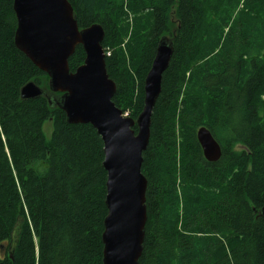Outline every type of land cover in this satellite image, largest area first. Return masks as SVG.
Wrapping results in <instances>:
<instances>
[{"label": "trees", "instance_id": "trees-1", "mask_svg": "<svg viewBox=\"0 0 264 264\" xmlns=\"http://www.w3.org/2000/svg\"><path fill=\"white\" fill-rule=\"evenodd\" d=\"M68 1L80 30L102 27L113 103L134 121L157 44L173 42L142 154L139 264H264V0ZM16 29L0 0V264H103L101 136L49 104L59 94L16 49ZM84 58L76 47L69 72ZM27 83L44 96L21 100ZM200 127L220 144L217 162Z\"/></svg>", "mask_w": 264, "mask_h": 264}, {"label": "water", "instance_id": "water-1", "mask_svg": "<svg viewBox=\"0 0 264 264\" xmlns=\"http://www.w3.org/2000/svg\"><path fill=\"white\" fill-rule=\"evenodd\" d=\"M16 16L14 44L19 52L48 76V98L66 115V122L90 124L101 136L106 175L102 233L103 264H139L147 219V182L141 172L147 150L153 108L162 76L173 53L172 39L162 37L144 80L142 112L135 121L123 116L113 103L114 82L106 74L102 49L104 31L99 24L81 28L68 0H11ZM80 46L83 65L69 72L68 60ZM44 92L34 83L21 88V100H34ZM137 127L136 133L133 128ZM197 143L208 163L221 158V147L205 127L197 130ZM264 218V207L258 212Z\"/></svg>", "mask_w": 264, "mask_h": 264}, {"label": "rangeland", "instance_id": "rangeland-1", "mask_svg": "<svg viewBox=\"0 0 264 264\" xmlns=\"http://www.w3.org/2000/svg\"><path fill=\"white\" fill-rule=\"evenodd\" d=\"M261 117L264 120V111L261 112ZM43 133H44L45 138L48 139V137L51 134V126H50L49 123L48 124H44Z\"/></svg>", "mask_w": 264, "mask_h": 264}]
</instances>
